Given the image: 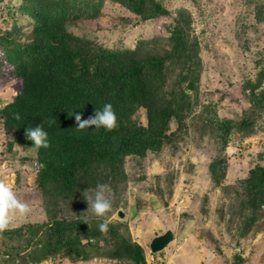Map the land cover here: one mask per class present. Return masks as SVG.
<instances>
[{"label":"trees","instance_id":"16d2710c","mask_svg":"<svg viewBox=\"0 0 264 264\" xmlns=\"http://www.w3.org/2000/svg\"><path fill=\"white\" fill-rule=\"evenodd\" d=\"M141 20L170 15L159 0H110ZM104 0H20L6 7L0 25V74L19 78L21 88L0 110L2 126L13 143L34 147L25 129L40 123L49 136V146L40 148L33 160L36 186L45 204L47 220L26 223L0 231V262L15 264L52 258L87 259L91 251L105 257L144 264L143 247L131 239L127 227L109 223L108 231L97 229V218L80 222L83 193L107 183L115 190L125 178L128 156L144 157L165 145L177 146L187 130V119L200 105L204 125L215 124L223 144L231 133L248 137L262 124L264 112V64L253 79L246 78L241 91L249 105L238 118L220 119L216 104L201 102L203 70L200 42L192 31V16L185 8L175 10L167 25L169 34L140 39L132 48H109L67 29L74 21L95 20ZM264 20V4L255 10ZM19 21H24L19 24ZM110 103L117 126L110 131H76L72 111L81 119ZM145 111L146 123L135 117ZM196 116V114L194 115ZM175 128L171 129V123ZM224 160L210 165L212 180L221 184ZM238 213L243 216L241 233L247 231L264 208V164L256 163L242 180ZM242 195V196H241ZM67 205L71 215L61 218Z\"/></svg>","mask_w":264,"mask_h":264},{"label":"rangeland","instance_id":"374dc122","mask_svg":"<svg viewBox=\"0 0 264 264\" xmlns=\"http://www.w3.org/2000/svg\"><path fill=\"white\" fill-rule=\"evenodd\" d=\"M159 1L170 15L141 20L119 4L104 0L97 19H80L67 29L109 48H132L140 39L167 36V25L175 10L187 9L192 16V31L200 42L201 102L213 101L220 119L238 118L249 105L247 94L241 91L242 84L246 78L255 77L258 60L264 64V20L255 16L264 0ZM19 2L0 0V25L6 7ZM20 88L19 78L0 74V110ZM206 115L199 105L187 119V130L176 147L165 145L160 152H148L142 158L126 157L125 178L116 183L115 190L111 188L110 223L121 224L120 229L127 227L131 239L143 247L145 262L150 264H264V208L249 229L241 233L243 216L238 213L236 196V192H242V180L250 168L258 162L264 164V112L258 119L262 127L255 133L248 137L231 133L225 144L216 137L215 124H203L201 118ZM134 117L145 125L143 108H138ZM175 126L172 122L171 129ZM10 142L12 135L4 130L0 113V183L10 186L17 198L29 206L27 213L14 214L7 228L44 222L47 207L36 186V152L17 143L10 148ZM219 158L224 160V177L216 185L210 165ZM81 205L83 215L93 218L85 212L88 205L84 196ZM60 208L65 209L57 212L59 217L71 215L67 208L73 207ZM118 208L122 216L114 215ZM168 229L173 240L161 251L151 252V239ZM103 254L95 250L87 259L77 260L57 254L37 263L19 260L15 264H128L127 260Z\"/></svg>","mask_w":264,"mask_h":264},{"label":"clouds","instance_id":"9594fccd","mask_svg":"<svg viewBox=\"0 0 264 264\" xmlns=\"http://www.w3.org/2000/svg\"><path fill=\"white\" fill-rule=\"evenodd\" d=\"M70 115L74 116L75 129L78 132L87 131L90 126L92 129H104L105 131H110L117 126L116 113L110 103H104L101 108L94 110L93 115L85 119H81V114L74 110ZM25 136L32 142L31 145L37 152L40 148L49 146V134L40 123L33 127H27ZM111 191V187L107 183H97L94 190L84 195L88 205L85 212H90L91 216L98 218L100 222L97 223V229L101 233L108 231L111 222L108 215L113 210ZM28 211L29 206L17 198L13 189L5 183H0V231L8 227L14 214H25ZM118 211H122V209H116L114 215L118 216ZM80 222L88 224V216L85 215Z\"/></svg>","mask_w":264,"mask_h":264},{"label":"water","instance_id":"95a60500","mask_svg":"<svg viewBox=\"0 0 264 264\" xmlns=\"http://www.w3.org/2000/svg\"><path fill=\"white\" fill-rule=\"evenodd\" d=\"M119 216H122V212L118 211ZM173 240V233L171 230H166L165 232L153 237L149 244L151 252H157L164 249L167 244Z\"/></svg>","mask_w":264,"mask_h":264},{"label":"built area","instance_id":"2783aa9c","mask_svg":"<svg viewBox=\"0 0 264 264\" xmlns=\"http://www.w3.org/2000/svg\"><path fill=\"white\" fill-rule=\"evenodd\" d=\"M46 261H48V260H46ZM145 264H150L148 261H146V263Z\"/></svg>","mask_w":264,"mask_h":264}]
</instances>
